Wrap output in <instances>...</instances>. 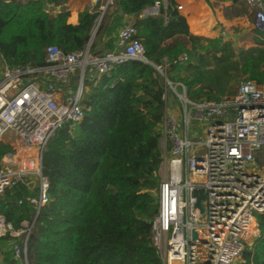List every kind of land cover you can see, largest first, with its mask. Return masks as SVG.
<instances>
[{
  "label": "trees",
  "instance_id": "obj_1",
  "mask_svg": "<svg viewBox=\"0 0 264 264\" xmlns=\"http://www.w3.org/2000/svg\"><path fill=\"white\" fill-rule=\"evenodd\" d=\"M66 1L0 0L4 65L41 68L49 45L66 53L88 47L100 4L82 11L73 25L69 11L48 9ZM207 1H230L238 15L249 9L247 0ZM157 3L158 13L142 16ZM251 16L255 18L252 10ZM127 19L133 20L148 62L115 64L109 74L87 80L84 119L74 130L70 124L58 129L43 152L51 200L36 216L27 253L17 257L13 246L21 238L7 234L0 237V264H159L152 222L162 178L160 125L167 108L164 96L176 98L166 79L183 84L193 101L207 92V76L229 62L246 78L264 84V41L241 50L232 41H221L213 49L204 44L207 39L190 32L173 0L167 6L163 0H114L104 11L90 52L119 51L118 33ZM12 150L0 139V160ZM36 191L20 184L0 195V216L14 229L33 223L36 209L19 202ZM257 223L259 235L238 264H264V212Z\"/></svg>",
  "mask_w": 264,
  "mask_h": 264
},
{
  "label": "built area",
  "instance_id": "obj_2",
  "mask_svg": "<svg viewBox=\"0 0 264 264\" xmlns=\"http://www.w3.org/2000/svg\"><path fill=\"white\" fill-rule=\"evenodd\" d=\"M101 14L114 0H91ZM254 25L264 31V0H247ZM181 9V6H178ZM159 12V4L142 16ZM99 16V17H100ZM137 29L126 22L118 33L117 52L72 53L57 45L45 49L46 65L10 67L0 77V139L15 134L20 161L6 155L0 169V195L35 182L37 195L25 200L36 209L33 223L14 229L0 216V237H20L13 248L27 253L28 237L39 211L50 202L49 181L42 171L43 152L65 124L72 130L85 117L87 80L109 74L115 64L146 61ZM183 56L181 60H185ZM163 75L161 66L156 67ZM79 71V72H78ZM182 106V118L167 108L160 125L162 170L157 191L158 213L152 222V243L159 264H236L259 235L255 214L264 212V84L244 78L237 91L219 100L193 101L166 79ZM195 126L203 128V142ZM200 152V154H198ZM27 178H30L28 181ZM199 195L201 208L198 207ZM197 240L193 239V231Z\"/></svg>",
  "mask_w": 264,
  "mask_h": 264
},
{
  "label": "crops",
  "instance_id": "obj_3",
  "mask_svg": "<svg viewBox=\"0 0 264 264\" xmlns=\"http://www.w3.org/2000/svg\"><path fill=\"white\" fill-rule=\"evenodd\" d=\"M173 1H175L177 9L178 6H181V9H178L179 13L186 18L190 32L207 39L204 41V44H208L213 49L219 48L221 46V41L233 42L236 38H238V40L240 39V47H254L256 46L257 39H260L257 35L259 29L254 25L255 18L251 16L250 7L248 10L244 11L243 14L238 15L236 8L230 1L211 3L207 0ZM164 5L167 6V4ZM94 6L91 0H67L64 4H50L48 9L52 13H57L62 10L69 11L70 15L68 22L77 25L79 23V14L82 11L93 9ZM127 20L129 21L130 19ZM237 28L240 30V33L233 34ZM175 97V99L172 97L173 104H169V112L182 118V104L176 94ZM180 112L182 114H179ZM10 135L5 136L1 140L4 141V139ZM6 143L10 144L12 148H15L14 143ZM8 154L9 153L6 155ZM33 189H35V187Z\"/></svg>",
  "mask_w": 264,
  "mask_h": 264
},
{
  "label": "rangeland",
  "instance_id": "obj_4",
  "mask_svg": "<svg viewBox=\"0 0 264 264\" xmlns=\"http://www.w3.org/2000/svg\"><path fill=\"white\" fill-rule=\"evenodd\" d=\"M164 4L168 3V0H163ZM99 19V17H98ZM127 22H133V20H129ZM240 33V30L237 28L236 31H234L233 34H238ZM257 35L258 37H260V39L262 41H264V31H257ZM235 47L239 50L241 49H248V47L244 46V47H240L239 43H240V39L238 40V38H236L235 41H233ZM250 48V47H249ZM264 50V49H261ZM264 57V55H263ZM262 57V58H263ZM225 67L220 66L216 71H214V73H210L207 78L205 79L206 82V86H207V92L204 94L203 97H201L200 99H195V101L199 102V101H203V100H207V99H211V100H219L222 99L224 97H230L232 95H234L237 91V87L239 85V82L246 78L244 75H242L240 68L232 62L229 63H225ZM3 68H4V64L1 61L0 58V77L2 75L3 72ZM79 72V71H78ZM88 82V81H87ZM88 85V83H86ZM177 86V89L179 91H183L184 88L180 85L181 83H175ZM174 94V93H173ZM179 114H182L181 112ZM194 129L197 131V136L193 137L192 139L196 142H203L204 139V134H203V128H198L195 126V122H194ZM16 135L12 134L10 136H8L7 138L4 139L5 142H10V143H14L16 145ZM12 152L14 156H16L15 158H13V161H20L22 159V154H20L18 152V148L15 146V148H12ZM163 152V151H162ZM198 154H200V152H198ZM5 159H6V155L0 160V169L5 166ZM162 170V168H161ZM37 193V191H36ZM38 194V193H37ZM255 216L257 217L258 214L256 213ZM242 261V257L238 259L237 263H240Z\"/></svg>",
  "mask_w": 264,
  "mask_h": 264
},
{
  "label": "water",
  "instance_id": "obj_5",
  "mask_svg": "<svg viewBox=\"0 0 264 264\" xmlns=\"http://www.w3.org/2000/svg\"><path fill=\"white\" fill-rule=\"evenodd\" d=\"M151 9V8H150ZM101 18H102V15L99 17V19L97 20L98 21V25H99V23H100V21H101ZM98 25H97V27H98ZM97 27L94 29V32H93V34H92V37H91V39H90V41H89V44H88V49H90V47H91V44H92V42H93V40H94V38H95V35H96V32H97ZM145 62H148L147 60L145 61ZM168 103L170 104V105H172L173 104V98L172 97H169V99H168ZM10 155H12V153H9ZM27 180L29 181L30 180V178H27ZM34 186H35V182H30L29 184H28V187L30 188V189H33L34 188ZM201 197L202 196H200L199 195V200H198V207H200L201 208V204H200V200H201ZM202 209V208H201ZM197 232H196V230H194L193 231V239L194 240H197Z\"/></svg>",
  "mask_w": 264,
  "mask_h": 264
},
{
  "label": "bare ground",
  "instance_id": "obj_6",
  "mask_svg": "<svg viewBox=\"0 0 264 264\" xmlns=\"http://www.w3.org/2000/svg\"><path fill=\"white\" fill-rule=\"evenodd\" d=\"M16 156H14L13 158H15ZM202 198V197H201Z\"/></svg>",
  "mask_w": 264,
  "mask_h": 264
}]
</instances>
